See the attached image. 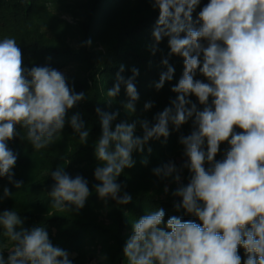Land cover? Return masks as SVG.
Segmentation results:
<instances>
[{
    "label": "clouds",
    "instance_id": "clouds-1",
    "mask_svg": "<svg viewBox=\"0 0 264 264\" xmlns=\"http://www.w3.org/2000/svg\"><path fill=\"white\" fill-rule=\"evenodd\" d=\"M199 3L153 0V7L159 10L153 53L168 37L169 55L184 60L182 77L171 89L177 96L170 107L156 114L155 123L140 121L143 135L137 136L135 122L125 120L113 128L119 113L96 108L102 131L95 142L100 166L94 171L99 181L94 191L99 198L110 197L120 205L132 200L127 193L120 195L122 185L117 178L133 167V152H143L150 140L167 138L170 124L179 129L194 117L191 134L179 141L187 157L182 167L190 171L191 180L174 194L182 198L177 210L183 208L200 223L177 216L165 220L163 208L132 220V235L123 248L127 264H241V247L246 253L243 264H264V0H210L199 12L200 26L194 27L192 13ZM85 43L90 45L91 40ZM162 63L167 71L155 84L157 90L172 80L175 71L167 59ZM123 71L121 65L107 96L115 98L123 83L128 97L124 109L134 113L139 95L133 81L139 70L133 68L127 80ZM197 71L207 83L195 79ZM190 95L204 105L203 110H198ZM84 99L85 93L74 92L60 71L48 66L26 70L14 38L0 40V177L13 182L17 155L8 141L20 135L34 150L49 147L61 138L68 111ZM152 107V102L144 105L145 110ZM68 123L81 144L86 143L89 131L80 115L73 114ZM223 142L230 147L224 159L217 161ZM205 163L210 166L206 168ZM153 172L180 180L175 163ZM51 177L55 182L48 194L52 208L71 211L72 206L76 210L85 206L91 192L84 177H72L63 167L52 171ZM21 184L16 181L15 187L20 189ZM11 196L4 188L0 199ZM22 223L15 210L0 214L7 241L4 248L9 252L5 260L0 251V264H73L69 253L51 242L44 227L18 231Z\"/></svg>",
    "mask_w": 264,
    "mask_h": 264
},
{
    "label": "trees",
    "instance_id": "trees-1",
    "mask_svg": "<svg viewBox=\"0 0 264 264\" xmlns=\"http://www.w3.org/2000/svg\"><path fill=\"white\" fill-rule=\"evenodd\" d=\"M57 1L0 0V40L6 37L16 40L23 67L30 70L36 66H48L58 71L74 68L71 75L65 76L67 82L74 92L85 93V99L68 111L61 138L49 147L34 150L20 135L7 142L9 149L17 155V161L12 169L13 182L0 177V197H3L4 188L13 193L11 197L0 199V214L7 210L17 211L23 221L18 231L44 227L51 242L66 250L73 264H87L91 257L101 264H127L123 248L132 235V220L163 208L165 220L177 216L200 223L183 208L177 210L176 202L182 203V198L176 199L174 194L191 180L190 171L182 167L187 157L179 141L181 136L191 134L194 117L179 129L170 124L167 138L150 140L143 152H133V167L124 169L117 178V183L122 185L120 195L127 193L132 200L120 205L110 197L106 200L99 198L94 191V186L99 183L94 171L100 166L95 156V142L102 131L101 116L96 108L107 114L119 113L113 121V128L125 120L135 122V135L142 136L139 122L155 123L156 114L170 107L176 98L177 94L171 89L182 77L184 60L179 55H169L168 37L156 45L157 50L153 53L151 46L156 43L153 30L159 16L153 0H78L74 10L78 14H68L76 20L74 25L57 18L53 13L55 8H48V5L54 7L60 3ZM209 2L200 0L194 9V27L200 26L199 12ZM89 40L90 45L85 43ZM202 43L206 44V41ZM165 59L175 71L172 80L157 90L155 84L161 73L167 71V66L162 63ZM121 65L124 66L121 75L125 80L132 76L133 68L139 70L133 81L139 95L134 113L124 109L128 97L123 83L115 98L107 96V90L116 83ZM195 79L208 82L199 71ZM189 99L198 110H203L204 105L195 95H190ZM211 101L210 97L209 104ZM148 102H152L153 107L145 110L144 105ZM77 113L89 131L88 140L83 144L68 123ZM16 129L18 133L22 132L19 125ZM236 131L242 130L236 128ZM229 147L227 142L221 143L215 159L223 160ZM204 149L207 150L206 142ZM143 160H147V164L142 163ZM168 163L177 166L180 184L173 176L163 178L154 174V168ZM209 166L205 163L206 168ZM58 167H63L72 177L81 175L88 181L91 195L82 209L76 210L72 206L71 211H58L51 207L52 198L48 194L55 183L51 172ZM16 181L22 182L20 189L15 187ZM2 233L3 227L0 226V251L7 260L9 252L4 248L7 241ZM238 254L243 264L245 250L239 248Z\"/></svg>",
    "mask_w": 264,
    "mask_h": 264
},
{
    "label": "rangeland",
    "instance_id": "rangeland-1",
    "mask_svg": "<svg viewBox=\"0 0 264 264\" xmlns=\"http://www.w3.org/2000/svg\"><path fill=\"white\" fill-rule=\"evenodd\" d=\"M58 1L60 3H58L56 6L50 7L52 5H48L49 6L48 8H55L53 13L57 18L64 20L71 25H74L76 23V20L70 17V15L68 14H70L71 12H73V14H78L77 11H74L77 9L76 3L78 2V0H58ZM73 71L74 68H65L60 70V72L63 73L65 76L71 75ZM176 162L179 163L180 160L177 159ZM178 183L180 184V181ZM175 197L176 199L180 198L177 195H175ZM176 204H180V203L176 202ZM87 264H101V262L96 261L95 257H91Z\"/></svg>",
    "mask_w": 264,
    "mask_h": 264
}]
</instances>
